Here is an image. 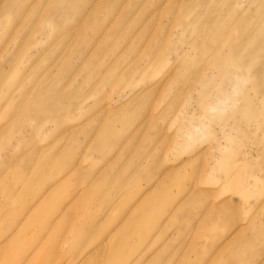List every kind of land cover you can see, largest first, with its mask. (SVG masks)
Here are the masks:
<instances>
[{
  "label": "rangeland",
  "instance_id": "obj_1",
  "mask_svg": "<svg viewBox=\"0 0 264 264\" xmlns=\"http://www.w3.org/2000/svg\"><path fill=\"white\" fill-rule=\"evenodd\" d=\"M57 1L0 0V241L11 240L10 264L37 243L10 238L24 217L8 209L58 172L67 179L55 209L89 188L72 214L96 216L88 264L106 263L104 242L126 235L113 234L144 197L156 199L135 216L122 257L146 243L137 264H264V0H92L81 18L51 9ZM44 212L39 240L60 246L50 263H70L73 223L49 232Z\"/></svg>",
  "mask_w": 264,
  "mask_h": 264
},
{
  "label": "bare ground",
  "instance_id": "obj_2",
  "mask_svg": "<svg viewBox=\"0 0 264 264\" xmlns=\"http://www.w3.org/2000/svg\"><path fill=\"white\" fill-rule=\"evenodd\" d=\"M92 0H72V1H66V0H59L57 2H53L51 5V9H54L55 7H66V9H71L75 10V16L81 18V14L83 12V7L81 4L82 3H89ZM96 9V8H95ZM94 9V10H95ZM52 12V11H51ZM84 25V24H83ZM87 28L81 27L80 32L86 31ZM57 93V92H56ZM51 102H53L55 105L57 103V108L61 107V103L59 101H55V99L52 97ZM52 105V106H53ZM62 111L58 109H54V113H60ZM110 129H107L105 133H107ZM53 161H49L48 166L51 169V166ZM138 171H136L137 173ZM62 172H58L56 174H53L56 178H58L56 181L52 182L50 185H48L45 189H42L41 191L37 192L32 198L26 200V194L27 191H23V195L21 196L20 199V205L15 206V207H10L8 209L9 216L12 215L11 219L16 220L20 218V215L22 214L23 220L21 221L20 225L18 226L17 232L15 233L14 236L10 238H16L18 241L22 242L24 240H27L33 244L34 239L32 237H29L27 239L24 238L27 234L30 236H33L35 234V240L37 243V246L35 247L33 252H29L27 255H21L16 259V262L14 264H57L61 261L60 258H58L54 263H50L52 257L55 255V247L58 251H60V246H57L59 244L58 241L55 239L52 240L53 244L48 243L47 239L44 240H39L41 239V234L43 230V226L39 225V222L43 221L39 217V211L41 209L45 210V218H46V226L49 232H58L60 229V225L63 224L66 221H71L72 226H71V231L70 234L68 235V240L70 242V245L79 250V254L77 257H74L70 259V263L68 261H64L61 264H88L87 260L91 259L92 254L94 250L98 246H91L86 244L84 241V234L88 231H92V226L89 225L93 221L96 220V216L93 214V212H89L87 214H80V216L73 217V211L75 208H78V206L83 202V201H88L89 197L86 196L85 191H87L89 188H86L82 190L79 193V190L76 189L73 192H67L64 196L67 198V200L62 201L59 205H57L56 209L54 208V205L56 202L55 200V195L56 193L63 188V185L67 179L63 178L64 174H60ZM135 173V174H136ZM77 171H74L72 173V178L76 176ZM113 189L116 190L117 192L123 191L124 187L118 184L113 183ZM160 192V189L158 190ZM142 193V192H141ZM139 192L138 195H141ZM103 197V193L99 195L98 197ZM158 200L160 201V195L157 196ZM84 199V200H83ZM153 200L149 202L148 197H144L143 200V205L140 206L139 210L137 211V214H145L147 209L150 207V205L153 203ZM54 202V203H53ZM129 204H132V200L129 199L128 201ZM136 209L133 210V212L130 214V217H127L128 220H123L121 225H119L113 235H115L118 231H123L126 233L123 237H121L119 240H112L108 243H105V258H106V263L105 264H137L138 261L143 258V256L146 254L148 248L145 249V245L139 244V245H134V248L132 250H129L127 253V259H125V254L122 257V254L128 249L127 245L131 242L133 239V236L136 233L137 228L135 227V216L136 214ZM155 209V208H154ZM27 212H29L27 214ZM27 214V215H26ZM79 226H82V232L78 233ZM158 226V225H157ZM155 224L152 225V227L155 228L157 227ZM109 236L107 235L104 239L108 238ZM113 237V236H112ZM100 238V237H99ZM97 238L96 242L99 240ZM7 238L5 241L2 240L0 241V264H10V259L12 255L10 254L11 247H9V244L11 240H8ZM3 244L8 247L7 250H1V247ZM142 245V246H141ZM43 255L44 258H42L41 261H39L40 256ZM133 255V256H132ZM137 255V256H136ZM46 257V258H45ZM118 259V260H117ZM15 261V260H14ZM118 261V262H117ZM117 262V263H115ZM121 262V263H120ZM90 264V263H89ZM93 264H98V263H93Z\"/></svg>",
  "mask_w": 264,
  "mask_h": 264
}]
</instances>
